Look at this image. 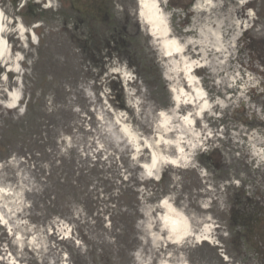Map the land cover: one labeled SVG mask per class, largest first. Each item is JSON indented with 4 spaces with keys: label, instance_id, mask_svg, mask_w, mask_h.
<instances>
[{
    "label": "rangeland",
    "instance_id": "rangeland-1",
    "mask_svg": "<svg viewBox=\"0 0 264 264\" xmlns=\"http://www.w3.org/2000/svg\"><path fill=\"white\" fill-rule=\"evenodd\" d=\"M171 4L163 8L182 56L163 55L137 0H0L13 20L12 58L0 63V120L23 113L33 71L52 111L43 155L0 148V264H92L85 260L117 222L121 180L138 207L130 264H264V243L252 250L231 216L239 181L247 203L264 212V0ZM16 27L26 30L20 38ZM85 39L90 52L78 47ZM210 151L202 164L200 153ZM69 153L99 160L108 181H94L65 216L46 220L42 168ZM176 212L189 225L178 242L163 225Z\"/></svg>",
    "mask_w": 264,
    "mask_h": 264
},
{
    "label": "trees",
    "instance_id": "trees-1",
    "mask_svg": "<svg viewBox=\"0 0 264 264\" xmlns=\"http://www.w3.org/2000/svg\"><path fill=\"white\" fill-rule=\"evenodd\" d=\"M169 6L172 7L171 0H169ZM79 42L81 44H78V47L81 50L84 49V52H90L86 45V39ZM49 77L46 76L43 79H48L44 81L45 83L52 82L49 81ZM42 78L37 75L36 71H33L29 79L31 85L23 91V97L25 98L23 113L10 119L2 118L0 120V148L6 152L9 148H12L19 155L23 157L28 155L32 159L36 158L37 153L39 156L44 153V143L50 139L47 132H49L51 126L52 111L44 108V98L47 93L44 89L38 91V85ZM53 78L51 76L50 79L53 80ZM213 153L214 151L200 153L202 164L206 163ZM99 165V160L81 161L72 153H69L62 154L50 162L48 170L39 167V169L42 168L40 177L43 179L44 185L43 217L46 220H52L55 217L65 216L72 203L82 202L88 196L89 187L94 181H100L101 185L105 186L108 179L102 176ZM211 165L214 166V160ZM214 167L217 170L221 169L218 166ZM244 169L248 170L249 165L245 164ZM222 172L224 174L229 173L228 176L222 177V179L229 180L231 177L230 171L222 170ZM239 172L240 170L234 171V177H238ZM164 176V173H162L158 181L159 184L165 185ZM137 177L134 176L132 181L137 182ZM123 185L124 182L121 180L118 192L115 193L116 197H113L118 207V219L112 228L111 235L109 239L101 240L96 245L91 251L90 260H85L86 262L91 261L92 264H130L132 262V252L139 245V234L136 229L138 207L133 203V191L128 187H123ZM236 188L240 192V200L239 208L231 212V216L234 218V224L232 225H237L243 231L248 241H251L252 250L256 251L261 249V245L264 243V212L254 210L251 204L247 203L249 198L242 181H239ZM73 264L81 263L74 261Z\"/></svg>",
    "mask_w": 264,
    "mask_h": 264
},
{
    "label": "bare ground",
    "instance_id": "bare-ground-1",
    "mask_svg": "<svg viewBox=\"0 0 264 264\" xmlns=\"http://www.w3.org/2000/svg\"><path fill=\"white\" fill-rule=\"evenodd\" d=\"M138 3L140 7L139 16L141 17L143 24L146 26L148 34H152L151 37L153 38V40H160V43L158 45L163 51V55L168 57L173 55L182 56L184 46L181 47L173 40V38H171L167 25V15L161 7L162 4H160L157 0H138ZM159 24L161 26H159L158 29L156 27H158ZM8 29V20L5 17V13L3 12L2 8H0V63H4L5 66L12 58L10 48L8 47V40L6 44V33L8 32ZM19 29H21L22 34L24 29ZM196 64L197 63L194 60H189V70L191 71ZM10 98L12 99V97ZM173 100L175 101V99ZM160 122L164 124V118H162ZM122 132L125 134L128 141L135 145V136L130 133L125 127H122ZM157 161H159V158L158 155L154 152L150 156L149 163L147 164L149 167L146 168V166H144V169L151 172L156 168ZM169 163L171 164V162ZM161 206H164V202L161 203ZM163 225L168 232L169 237L174 242H178L182 238L188 236L189 225L186 219L178 212L171 213L164 217Z\"/></svg>",
    "mask_w": 264,
    "mask_h": 264
},
{
    "label": "water",
    "instance_id": "water-1",
    "mask_svg": "<svg viewBox=\"0 0 264 264\" xmlns=\"http://www.w3.org/2000/svg\"><path fill=\"white\" fill-rule=\"evenodd\" d=\"M159 26H161L160 24L158 25V27H156V28H158L159 29Z\"/></svg>",
    "mask_w": 264,
    "mask_h": 264
}]
</instances>
